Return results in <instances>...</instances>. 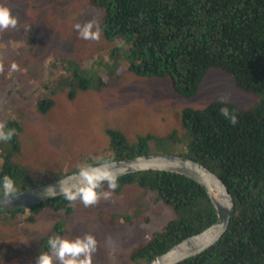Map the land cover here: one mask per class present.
Here are the masks:
<instances>
[{"label":"rangeland","instance_id":"rangeland-1","mask_svg":"<svg viewBox=\"0 0 264 264\" xmlns=\"http://www.w3.org/2000/svg\"><path fill=\"white\" fill-rule=\"evenodd\" d=\"M18 19L15 28L0 30V123L15 118L22 125L20 152L15 161L29 173V184L38 186L78 171L85 163L106 162L107 129L120 131L130 144L139 136H166L177 132L186 137L181 123L182 109H202L222 101L249 112L263 96L235 88L232 78L211 68L191 98L173 92L168 79L139 77L128 70L130 61L121 41L85 40L76 24L102 19L88 0H0ZM119 46V58L108 59ZM16 63L18 69L11 70ZM74 63L91 85L72 89ZM110 73L108 85L96 90L99 77ZM52 97L53 107L40 114L39 100ZM188 142V139L187 141ZM186 142L147 145L149 154H184ZM1 160V159H0ZM109 199L85 206L79 198L68 201L69 213L41 211L35 221L29 211L15 216L0 214V264H36L38 243L60 222L69 240L91 234L97 241L92 264H144L131 261L129 254L146 243L152 234L173 220V213L153 194L129 185L119 194L112 189ZM114 215L119 217L111 220ZM119 218L123 219L120 220ZM57 264L59 262L57 261Z\"/></svg>","mask_w":264,"mask_h":264},{"label":"trees","instance_id":"trees-1","mask_svg":"<svg viewBox=\"0 0 264 264\" xmlns=\"http://www.w3.org/2000/svg\"><path fill=\"white\" fill-rule=\"evenodd\" d=\"M88 4L102 14L100 36L126 46L128 70L136 76L168 79L175 94L191 98L207 71L214 68L228 74L238 90L263 96L249 112L222 101L202 109H182L186 137L180 138L175 131L162 137L139 136L130 144L120 131L107 129L105 134L111 154L106 162L149 154L150 141L185 143L188 139L181 155L214 172L229 191L234 212L227 233L208 250L178 264H264V0H88ZM121 52L119 46L112 48L108 59L119 58ZM71 67L70 100L76 90L91 85L74 63ZM110 76L99 77L95 89L105 88ZM53 105L50 96L39 100L36 109L46 114ZM224 107L236 116L235 124L221 114ZM1 123L15 129V134L8 142L0 141V176L12 177L20 191L35 187L29 184L26 168L14 160L20 152L22 125L15 118ZM61 177L56 174L54 180ZM129 185L151 192L174 216L160 232L132 249L131 261L146 264L216 221L205 190L184 176L157 171L128 174L118 178L112 191L119 194ZM101 188H109L107 182ZM42 210L67 214L71 209L62 195L27 210L0 214L29 211L26 219L35 221ZM57 235L68 239L60 222L38 243L37 256L50 251L48 239Z\"/></svg>","mask_w":264,"mask_h":264},{"label":"water","instance_id":"water-1","mask_svg":"<svg viewBox=\"0 0 264 264\" xmlns=\"http://www.w3.org/2000/svg\"><path fill=\"white\" fill-rule=\"evenodd\" d=\"M108 162L112 166L111 170L118 175V178L138 172L157 171L177 174L191 179L205 190L215 210L217 218L214 223L201 232L184 238L164 253L146 262V264H178L208 250L227 233L234 212L232 197L222 180L199 162L183 155L167 153L138 155ZM77 173L78 171L71 172L49 183L19 191L12 204L7 207L0 206V211L27 210L60 197L62 194L59 193V181L71 177L69 183L76 184L79 180ZM49 186L56 187L58 193L55 197L44 195Z\"/></svg>","mask_w":264,"mask_h":264},{"label":"clouds","instance_id":"clouds-1","mask_svg":"<svg viewBox=\"0 0 264 264\" xmlns=\"http://www.w3.org/2000/svg\"><path fill=\"white\" fill-rule=\"evenodd\" d=\"M18 19L12 15L11 9L5 4L0 3V30L15 28ZM95 21L76 24L75 28L79 32V36L85 40H98L101 30L96 27L93 31ZM18 69L16 63L11 64V70ZM221 114L229 119L232 124L236 123V116L230 114L227 107L221 108ZM15 134V129H7L3 123H0V141L8 142ZM112 166L109 162H102L99 165L85 163L78 169L77 175L79 180L76 184H71V177H67L59 181V193L68 201L76 199L82 200L85 206L95 204L101 196L109 199L111 192H100L98 189L107 182L110 189L118 186V175L111 170ZM15 180L9 175L0 176V206L7 207L12 204L19 192ZM55 186H49L44 195L47 197H55L57 195ZM48 246L50 251H42L36 258V264H92V254L97 249V241L91 234H85L83 237H77L74 240L62 238L60 236L49 237Z\"/></svg>","mask_w":264,"mask_h":264}]
</instances>
